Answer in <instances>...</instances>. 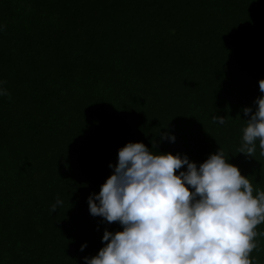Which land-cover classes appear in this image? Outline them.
<instances>
[{
    "label": "trees",
    "instance_id": "16d2710c",
    "mask_svg": "<svg viewBox=\"0 0 264 264\" xmlns=\"http://www.w3.org/2000/svg\"><path fill=\"white\" fill-rule=\"evenodd\" d=\"M261 79L264 0H0V264L97 255L123 228L88 198L129 142L197 165L221 148L264 190L258 142L239 153Z\"/></svg>",
    "mask_w": 264,
    "mask_h": 264
},
{
    "label": "clouds",
    "instance_id": "9594fccd",
    "mask_svg": "<svg viewBox=\"0 0 264 264\" xmlns=\"http://www.w3.org/2000/svg\"><path fill=\"white\" fill-rule=\"evenodd\" d=\"M259 90L264 93V79ZM0 96L11 99L2 86ZM254 103L255 111L243 109L250 118L239 149L253 158L257 142L264 156V96ZM213 122L224 124L226 117L214 116ZM161 138L175 142L167 133ZM109 167L113 174L89 196V210L123 230L106 229L105 246L85 257L86 264H259L252 253L264 237L257 230L264 224V190L254 188L221 148L197 165L186 155L158 154L142 142H129ZM62 204L57 199L52 212Z\"/></svg>",
    "mask_w": 264,
    "mask_h": 264
}]
</instances>
